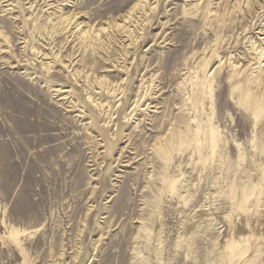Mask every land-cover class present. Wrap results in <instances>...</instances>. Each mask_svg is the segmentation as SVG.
<instances>
[{"label":"rangeland","instance_id":"obj_1","mask_svg":"<svg viewBox=\"0 0 264 264\" xmlns=\"http://www.w3.org/2000/svg\"><path fill=\"white\" fill-rule=\"evenodd\" d=\"M262 52L264 0H0V264H264Z\"/></svg>","mask_w":264,"mask_h":264},{"label":"bare ground","instance_id":"obj_2","mask_svg":"<svg viewBox=\"0 0 264 264\" xmlns=\"http://www.w3.org/2000/svg\"><path fill=\"white\" fill-rule=\"evenodd\" d=\"M208 2V1H207ZM211 2V1H210ZM204 5V4H203ZM208 5V4H207ZM210 5V4H209ZM206 6V5H205ZM206 8V7H205ZM210 9V8H209ZM137 10V5L132 8V11ZM72 17V15H71ZM70 16L64 18V20H69L72 21L73 19ZM223 17V15H222ZM225 18V17H224ZM219 18L217 17L216 20H218ZM222 19V18H221ZM65 22V21H64ZM68 22V21H67ZM218 22V21H217ZM63 23V22H62ZM220 23V22H219ZM115 24V23H114ZM116 25V24H115ZM110 28V27H109ZM91 30H87L85 32H83L84 37L88 38L89 34H90ZM101 31V30H100ZM255 47V46H254ZM259 47V46H258ZM257 47V48H258ZM256 48V49H257ZM255 49V50H256ZM262 51V50H260ZM259 66L257 69V73L253 76V78L248 83L249 89L245 88V89H238L237 90V94L241 95L243 97V100L245 102H247V107L254 109L253 110V117H254V126H258L261 124V126L264 127V114L262 113L264 110V68L262 67V61L261 58L264 57V52L259 53ZM240 71V70H239ZM238 76V77H237ZM240 76V72H238V74H236L235 76H233L231 78L232 81H243L242 77ZM214 76L209 78V81L211 82L213 80ZM249 79V78H248ZM262 117V118H261ZM262 119V120H261ZM183 136L184 134L181 132L180 134ZM212 137V142L215 146V144L217 143V138L215 135V132H212L211 134ZM4 222V221H3ZM18 234H20L18 232V230L14 229V228H10L7 232L3 233L0 232V241H4V242H9L11 244H15L16 246H19V242H18ZM19 249V248H18ZM21 250V249H20ZM22 251V250H21Z\"/></svg>","mask_w":264,"mask_h":264}]
</instances>
